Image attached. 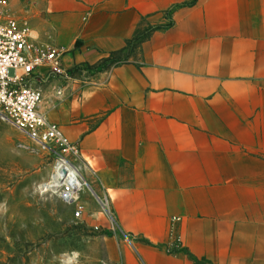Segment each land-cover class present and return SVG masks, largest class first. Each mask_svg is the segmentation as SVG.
Segmentation results:
<instances>
[{
	"label": "crops",
	"instance_id": "0c3cea01",
	"mask_svg": "<svg viewBox=\"0 0 264 264\" xmlns=\"http://www.w3.org/2000/svg\"><path fill=\"white\" fill-rule=\"evenodd\" d=\"M9 2L65 68L98 69L58 125L109 200L106 263L264 264V0Z\"/></svg>",
	"mask_w": 264,
	"mask_h": 264
},
{
	"label": "rangeland",
	"instance_id": "374dc122",
	"mask_svg": "<svg viewBox=\"0 0 264 264\" xmlns=\"http://www.w3.org/2000/svg\"><path fill=\"white\" fill-rule=\"evenodd\" d=\"M76 69L65 68L69 79H36L44 94L42 109L53 123L62 119L64 102L67 112L74 111L82 88L73 87V79L98 72L87 66ZM59 87L61 96L56 94ZM57 154L54 145L32 142L0 120V264H107L109 239L117 234L110 203L105 210L88 187L70 204L59 198L65 187L57 194L45 188L58 164ZM91 189L99 200L105 199L95 183Z\"/></svg>",
	"mask_w": 264,
	"mask_h": 264
},
{
	"label": "built area",
	"instance_id": "2783aa9c",
	"mask_svg": "<svg viewBox=\"0 0 264 264\" xmlns=\"http://www.w3.org/2000/svg\"><path fill=\"white\" fill-rule=\"evenodd\" d=\"M65 54L66 50L37 43L27 20L12 14L9 0H0V120L16 127L32 142L54 145L58 162L79 169V148L42 111L44 94L35 83L41 77L69 79ZM62 93L63 88H57L56 94ZM75 179L79 189L88 187L78 174ZM61 199L68 204L78 200L74 189L68 188L62 191ZM100 201L108 208L107 198Z\"/></svg>",
	"mask_w": 264,
	"mask_h": 264
},
{
	"label": "bare ground",
	"instance_id": "6f19581e",
	"mask_svg": "<svg viewBox=\"0 0 264 264\" xmlns=\"http://www.w3.org/2000/svg\"><path fill=\"white\" fill-rule=\"evenodd\" d=\"M71 165H68V164L62 165L61 162H58V164L55 167L51 183L49 185L47 184L45 186V188L49 189L54 194H57L59 192V190L61 188H64V187H65V189H64L65 191H66V188H68L69 191L74 189V195L78 196V193L83 188L77 190L79 188V186L76 182L75 177L77 176V174L80 177L83 176L84 179H85V177L83 175V171H82L81 167L79 169L78 168L76 169L75 167H73V165L72 166ZM84 179H82V180H84ZM75 190H77V191H75ZM62 191L63 190H61L59 192V198L62 197Z\"/></svg>",
	"mask_w": 264,
	"mask_h": 264
},
{
	"label": "trees",
	"instance_id": "16d2710c",
	"mask_svg": "<svg viewBox=\"0 0 264 264\" xmlns=\"http://www.w3.org/2000/svg\"><path fill=\"white\" fill-rule=\"evenodd\" d=\"M147 37H148V32L142 33V34H139L137 37H135L132 41L128 42L127 47H126L128 56H130V54L133 53V51H135L145 41ZM128 56L126 57L124 56V51L113 53L108 59L102 61L99 67L101 68V70H107L114 65H119L121 63H124L125 61L128 60L127 58ZM82 67H85V66H82ZM82 67H78L74 71H77L78 69ZM74 71L71 70L72 73H74Z\"/></svg>",
	"mask_w": 264,
	"mask_h": 264
},
{
	"label": "water",
	"instance_id": "95a60500",
	"mask_svg": "<svg viewBox=\"0 0 264 264\" xmlns=\"http://www.w3.org/2000/svg\"><path fill=\"white\" fill-rule=\"evenodd\" d=\"M88 187H89L90 191L95 195V197L97 198V200L100 202L98 196L94 193V191L91 189V187L90 186H88Z\"/></svg>",
	"mask_w": 264,
	"mask_h": 264
}]
</instances>
